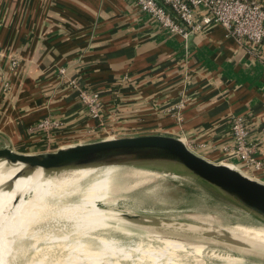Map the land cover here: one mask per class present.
I'll return each instance as SVG.
<instances>
[{"label":"crops","instance_id":"0c3cea01","mask_svg":"<svg viewBox=\"0 0 264 264\" xmlns=\"http://www.w3.org/2000/svg\"><path fill=\"white\" fill-rule=\"evenodd\" d=\"M260 51L251 53L221 25L188 40L169 34L129 0H0V145L5 139L35 152L166 134L185 137L210 161L242 165L224 152L233 143L230 119L242 115L258 143L255 157L264 161ZM68 79L98 91L101 121L89 116ZM179 102L177 119L168 110ZM46 116L63 123L50 147L43 132H28ZM252 176L264 181V170Z\"/></svg>","mask_w":264,"mask_h":264},{"label":"bare ground","instance_id":"6f19581e","mask_svg":"<svg viewBox=\"0 0 264 264\" xmlns=\"http://www.w3.org/2000/svg\"><path fill=\"white\" fill-rule=\"evenodd\" d=\"M140 167H86L54 174L36 169L17 175L19 165L0 161V264H123L122 260L128 261L125 264H179L189 255L199 259L202 245L197 242L196 245L186 244L179 238L160 237L144 220H135L136 224L125 220L121 216L124 212L114 211L116 215L110 217L101 212L104 208L99 207L98 202L110 206L114 194L122 190L120 180H131L136 185L160 176L152 169ZM130 187L126 188L130 190ZM42 223L65 230L53 235L40 229ZM166 224L162 222L164 227L170 225ZM175 228L191 230L196 226ZM225 228L233 238L252 248L238 245L239 251L264 252V228L244 224ZM110 229L128 232L141 240L122 245L101 233ZM164 236L169 237L165 233ZM211 251L209 256H218ZM221 259L224 264L239 261L232 255H222Z\"/></svg>","mask_w":264,"mask_h":264},{"label":"water","instance_id":"95a60500","mask_svg":"<svg viewBox=\"0 0 264 264\" xmlns=\"http://www.w3.org/2000/svg\"><path fill=\"white\" fill-rule=\"evenodd\" d=\"M3 141L4 145H0V161L19 165L17 175H26L36 169L42 170L45 174H54L76 168L102 166L169 167L180 175L194 178L212 189L230 205L264 223V181L229 163L213 162L204 158L190 149L178 136L166 134L106 136L93 141L74 142L53 150L35 152L15 150L5 139ZM121 216L129 222L158 221L155 217L138 213L124 212ZM168 223L185 227L182 223ZM225 227L227 226H218L215 230L207 228L203 232L201 229V233L205 232L206 235L218 238L231 247L237 248L238 245H242L251 248L248 244L233 238Z\"/></svg>","mask_w":264,"mask_h":264},{"label":"rangeland","instance_id":"374dc122","mask_svg":"<svg viewBox=\"0 0 264 264\" xmlns=\"http://www.w3.org/2000/svg\"><path fill=\"white\" fill-rule=\"evenodd\" d=\"M73 142L74 141L70 142L69 144ZM128 167L129 166H122L121 168L125 169ZM140 168L152 169L153 171L159 173L160 176H153L152 179L143 182L142 184L136 185L134 183L132 184L133 181L131 180H120L119 185L121 186L122 190L114 194L112 200L113 205L111 204L108 206L102 202H98L99 207L104 208L101 210V212L105 217L116 215V213H113L114 211H118V213L137 212L138 214H143L145 216L155 217L158 221L148 222V224H150L154 230L158 231L153 232L158 236L170 239L179 238L178 240L186 244L189 243L194 245H202V252L200 254L201 257H199V259L195 257V259H197L195 260L193 259L194 257H192V255H189V257L186 256L183 258L179 264H224L225 262L221 259L222 255H232L239 258V261H237L238 263L236 262L234 264H264V252L261 253L257 250L252 252H241L238 250V248L231 247L218 238L211 237V235H206L204 234L205 232L201 233V229L203 232V230L207 228L215 230V228L218 226H231L235 224H244L246 226H254V228L263 229L264 223L230 205L212 189L208 188L204 184H201L192 177L182 174L180 175L169 167L154 166ZM129 186L134 187L132 189L130 187V190H128L129 188L127 189L126 187ZM106 208L107 210L105 211ZM108 209L114 210L109 212ZM161 221L171 222L172 224L182 223L185 226L192 225L193 227L196 226L197 228H190L191 230H184V228H182V230H180L175 228L176 225H168L164 227ZM132 223L136 224L137 222ZM39 227L43 231L49 232L53 235L62 234L65 230L59 228L60 226L58 225H49L43 223L39 225ZM131 229L134 231L133 228ZM164 229L167 230L164 231ZM168 232L171 233L167 234ZM101 233L104 236L115 238L117 242L122 245L135 244L141 240L135 235L133 236L128 234V232H121L118 230L115 231L114 229H110V231H103ZM164 233L169 237L164 236ZM143 241L146 242L144 238ZM195 242L197 243L195 244ZM210 251L214 252L215 254L218 253V256H209L211 254H209ZM121 262L123 264L128 263V261L123 260Z\"/></svg>","mask_w":264,"mask_h":264},{"label":"built area","instance_id":"2783aa9c","mask_svg":"<svg viewBox=\"0 0 264 264\" xmlns=\"http://www.w3.org/2000/svg\"><path fill=\"white\" fill-rule=\"evenodd\" d=\"M141 12L169 34L180 35L187 40L190 34H202L213 25H221L227 35L233 37L239 45H246L249 51L261 56L264 47V0H129ZM262 58V57H261ZM12 61V66L16 65ZM65 75L64 68L58 70ZM125 75L121 82L126 83ZM70 85L91 118L101 121L102 103L98 91L82 87L75 79H68ZM182 102L169 108L177 119H180L179 109ZM62 121L46 116L28 127V132H43L46 135V145L50 147L51 132L60 129ZM229 135L233 143L224 147L227 158L237 157L242 165H235L244 172L253 175L256 171L264 170V161L255 157L258 143L250 137V121L242 115H234L229 123ZM264 135V123L260 129ZM182 138L187 146L194 151V145Z\"/></svg>","mask_w":264,"mask_h":264}]
</instances>
